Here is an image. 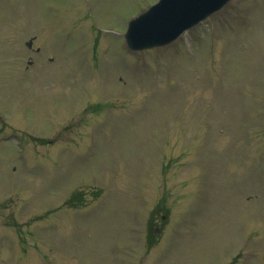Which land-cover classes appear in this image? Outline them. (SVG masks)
<instances>
[{"label":"rangeland","instance_id":"374dc122","mask_svg":"<svg viewBox=\"0 0 264 264\" xmlns=\"http://www.w3.org/2000/svg\"><path fill=\"white\" fill-rule=\"evenodd\" d=\"M156 1L0 0V264H264V0L130 52Z\"/></svg>","mask_w":264,"mask_h":264},{"label":"water","instance_id":"95a60500","mask_svg":"<svg viewBox=\"0 0 264 264\" xmlns=\"http://www.w3.org/2000/svg\"><path fill=\"white\" fill-rule=\"evenodd\" d=\"M225 1L227 0H161L148 12L130 22L126 33L129 46L140 49L165 44ZM144 20L154 24L147 26Z\"/></svg>","mask_w":264,"mask_h":264}]
</instances>
